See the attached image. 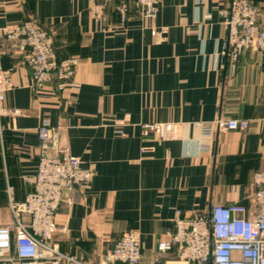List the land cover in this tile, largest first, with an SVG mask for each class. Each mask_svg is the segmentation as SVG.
Returning a JSON list of instances; mask_svg holds the SVG:
<instances>
[{"label":"crops","instance_id":"1","mask_svg":"<svg viewBox=\"0 0 264 264\" xmlns=\"http://www.w3.org/2000/svg\"><path fill=\"white\" fill-rule=\"evenodd\" d=\"M227 1L161 0L151 17L132 5L125 21L109 5L103 21L98 0H0V27L31 19L52 34L60 58L80 60L72 81L34 86L22 56L0 41L15 83L5 105L20 110L1 121L0 225L13 223L11 199L32 189L26 177L37 171L44 119L61 126L62 145L93 171L84 190L64 192L54 235L86 262L132 229L146 264L178 211L249 204L264 168V53L247 50L232 70L219 13ZM218 118L248 127L206 134L196 126ZM149 122L172 123L176 136L144 139Z\"/></svg>","mask_w":264,"mask_h":264},{"label":"built area","instance_id":"2","mask_svg":"<svg viewBox=\"0 0 264 264\" xmlns=\"http://www.w3.org/2000/svg\"><path fill=\"white\" fill-rule=\"evenodd\" d=\"M95 15L106 20L103 8L114 5L125 21L132 5L143 16H154L161 0H98ZM225 28L222 54L232 70L249 49L264 53V8L254 0H228L219 10ZM6 40L31 68L34 86L53 81L68 83L75 77L80 60L60 58L52 34L35 21L0 27V41ZM13 69L4 68L0 52V128L4 115L19 109L5 105L6 92L14 87ZM206 134L246 129L245 119L218 118L199 121ZM172 123L141 125L144 139L169 140L176 135ZM40 153L37 171L26 177L31 191L21 201L11 199L13 223L0 225V262L11 264H143V246L138 231L126 230L97 262H86L63 252L54 242L56 213L64 192L84 190L93 171L83 159L62 145V128L44 119L37 128ZM255 190L249 204H213L206 212L191 211L174 218V227L156 243V255L146 264H264V168L253 176ZM11 193L12 187H9ZM27 217V219L25 218Z\"/></svg>","mask_w":264,"mask_h":264},{"label":"rangeland","instance_id":"3","mask_svg":"<svg viewBox=\"0 0 264 264\" xmlns=\"http://www.w3.org/2000/svg\"><path fill=\"white\" fill-rule=\"evenodd\" d=\"M256 2V1H255ZM257 4V3H256ZM258 5V4H257ZM260 8H261V6L260 5H258ZM103 13H104V11H103ZM105 15V14H104ZM106 16V15H105ZM102 19V18H101ZM103 20V19H102ZM104 21V20H103ZM71 56H75V55H71ZM68 57V56H67ZM77 57V56H76ZM79 66V65H78ZM165 123H168V122H165Z\"/></svg>","mask_w":264,"mask_h":264}]
</instances>
